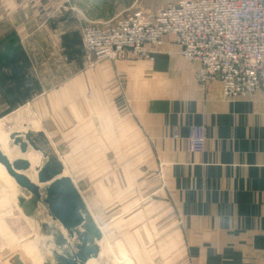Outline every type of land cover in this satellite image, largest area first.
<instances>
[{"label":"crops","instance_id":"crops-1","mask_svg":"<svg viewBox=\"0 0 264 264\" xmlns=\"http://www.w3.org/2000/svg\"><path fill=\"white\" fill-rule=\"evenodd\" d=\"M103 4L0 0V122L42 137L82 185L91 174L75 175L94 155L132 153L144 197H155L139 215L154 235L147 264H264V94L225 99L219 83L196 80L199 63L177 55L90 61L80 17L93 20ZM195 125L204 153L188 149ZM7 180L0 218L12 216ZM10 253L0 241V264Z\"/></svg>","mask_w":264,"mask_h":264},{"label":"built area","instance_id":"built-area-1","mask_svg":"<svg viewBox=\"0 0 264 264\" xmlns=\"http://www.w3.org/2000/svg\"><path fill=\"white\" fill-rule=\"evenodd\" d=\"M86 22L80 17L90 61H152L156 55H177L199 63L196 80L219 83L225 99L264 94V0H180L154 15L137 14L104 25ZM179 138L174 131L173 139ZM188 149L204 153L203 126L189 128Z\"/></svg>","mask_w":264,"mask_h":264},{"label":"rangeland","instance_id":"rangeland-1","mask_svg":"<svg viewBox=\"0 0 264 264\" xmlns=\"http://www.w3.org/2000/svg\"><path fill=\"white\" fill-rule=\"evenodd\" d=\"M102 1L105 4L102 8H97L98 13L94 14L96 18L90 20L83 15L87 24L104 25L116 19L137 14L154 15L180 0ZM0 125L3 126L2 134H7L8 139L18 134L17 131L27 130L21 128L20 123L14 120H3ZM27 132L32 133L34 138H38L37 134L31 132L30 129ZM9 144L14 147L13 141L9 140ZM38 146L47 154L53 155L51 147L46 143L39 142ZM11 147L14 153L19 149ZM102 150L109 151L107 147ZM67 151L68 148L63 147L62 154L65 156ZM121 157V154L118 156L116 153L107 152L100 156L94 155L93 160L87 161L86 165L91 170L79 169L78 175H75L83 177L91 174L85 185L77 183L69 169L64 168V174L74 183L86 206L94 214L98 226L100 225L102 227L99 226L100 229L104 232H102L104 235L102 244L99 245L100 259L98 258L95 264H147L156 255L154 248L150 246V244L153 245L154 235L146 228L149 227L146 223L148 219L139 217L140 214H146L150 209L149 202L155 197L152 196L150 201L149 198L144 197L146 193L142 191V179L138 170L140 162L134 163L132 153L126 152L123 159ZM63 162L66 165V161ZM0 178L10 180L1 172ZM15 184L12 180V216L0 218V241H4L10 248V260L16 259L18 264H56L54 251L58 253L77 252L76 245L80 244L79 241L77 238L71 240L67 232L66 235L63 234L61 224L53 219L46 205L39 203L34 213L28 216L27 209L20 206L19 199L24 198L28 203L32 196ZM1 190L5 192L2 186ZM42 195L45 197L44 191ZM57 234L66 239L70 246L66 245L61 249L59 245H56L54 236Z\"/></svg>","mask_w":264,"mask_h":264},{"label":"water","instance_id":"water-1","mask_svg":"<svg viewBox=\"0 0 264 264\" xmlns=\"http://www.w3.org/2000/svg\"><path fill=\"white\" fill-rule=\"evenodd\" d=\"M14 147H18L21 155L29 152L30 148L35 153H40L45 161L37 171V184L32 182L24 173L31 169V164L25 159L11 162L0 149V164L7 174L14 180L17 186L29 193L32 199L27 203L26 199L20 198V206L27 209L31 216L37 209L38 204L47 206L50 215L58 221L62 228L69 234L71 240L77 238V252H53L56 264H87L91 259L100 256L99 243L104 236L97 223L89 213L84 200L77 191L70 178L63 176L64 167L53 155L47 154L38 146L39 142L46 143L38 136L34 138L32 133H18L10 136ZM47 144V143H46ZM42 195L41 186H45ZM82 230V232H80ZM56 245L61 249L70 244L59 234L54 236ZM11 264H18L12 259Z\"/></svg>","mask_w":264,"mask_h":264},{"label":"bare ground","instance_id":"bare-ground-1","mask_svg":"<svg viewBox=\"0 0 264 264\" xmlns=\"http://www.w3.org/2000/svg\"><path fill=\"white\" fill-rule=\"evenodd\" d=\"M20 123V122H19ZM28 123V122H27ZM23 124V123H22ZM20 127V126H19ZM22 128V127H21ZM20 128V129H21ZM3 126L0 125V149L1 151L9 158V160L11 162L16 161L18 159H25L27 161L30 162L31 164V169L27 172H25L24 174L34 183L37 184V171L38 169L42 166L43 164V158L42 155L40 153H35L32 150H29V152L25 155H21L19 152V149L17 151L12 152V150L10 149V144H9V140L7 138V134H2V130ZM10 131V129L8 130ZM21 132V131H20ZM5 133V132H4ZM23 133H27V130H24ZM10 134V133H9ZM12 134V133H11ZM13 145V144H12ZM11 148H17V147H11ZM19 151V152H18ZM56 152V151H55ZM0 172L3 173L4 175L8 176L10 178V176L7 174L5 168L0 164ZM63 176L66 177V174H64ZM11 180H13L12 178H10ZM16 185V184H15ZM17 186V185H16ZM47 185L45 186H41V189L45 188ZM41 206V205H40ZM44 210V208H43ZM45 211V210H44ZM43 213V212H42ZM46 216V215H45ZM45 222V221H44ZM62 232L64 235H66V231L62 228ZM102 244V241L99 243V245ZM103 258V256H102ZM100 259V258H99ZM97 261V259H91L89 260V262L87 264H95Z\"/></svg>","mask_w":264,"mask_h":264}]
</instances>
